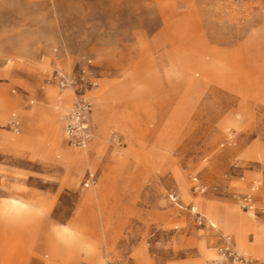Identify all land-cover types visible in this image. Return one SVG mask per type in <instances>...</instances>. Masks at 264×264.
<instances>
[{"label":"rangeland","instance_id":"obj_1","mask_svg":"<svg viewBox=\"0 0 264 264\" xmlns=\"http://www.w3.org/2000/svg\"><path fill=\"white\" fill-rule=\"evenodd\" d=\"M77 88L92 165L65 142ZM253 185L259 210L264 0H0V264H225L222 234L264 262Z\"/></svg>","mask_w":264,"mask_h":264},{"label":"built area","instance_id":"obj_2","mask_svg":"<svg viewBox=\"0 0 264 264\" xmlns=\"http://www.w3.org/2000/svg\"><path fill=\"white\" fill-rule=\"evenodd\" d=\"M59 84L61 87H74L76 80L74 76L62 73L59 77ZM96 81L92 80L89 85H95ZM79 91L76 94V99L70 110L64 115L63 123L65 132L71 146L75 148H85L90 143L93 137L92 126L90 122V114L92 111L93 103L89 97L85 96L84 92ZM233 133H229L228 142L233 140ZM97 182V174L89 171L85 180V187H90ZM198 189L202 192L206 188L202 185L198 186ZM259 189V185H253L250 191L239 195L238 201L243 209L248 211H257V196L256 192ZM192 211L197 214L201 222L206 221L205 217L200 214L199 211ZM258 213L264 219V208L259 209ZM212 227H216L213 223H210ZM219 251L223 257L225 264H264V262H257L252 258L245 256L241 253L235 244L234 239L229 234L221 235V244Z\"/></svg>","mask_w":264,"mask_h":264},{"label":"bare ground","instance_id":"obj_3","mask_svg":"<svg viewBox=\"0 0 264 264\" xmlns=\"http://www.w3.org/2000/svg\"><path fill=\"white\" fill-rule=\"evenodd\" d=\"M97 97V96H96ZM99 121H100V123L101 122H105V117H104V115L103 114H100L99 115ZM99 123V122H98ZM99 130H103V129H99ZM231 133V132H230ZM62 138V137H61ZM58 140H59V138H58ZM62 140V139H61ZM103 147V146H102ZM100 148H101V144H100V142L99 141H95V143L92 145V147L90 148V150H88L87 148H84L83 149V151H80V152H75V156L76 157H80L81 159H85V164H88V165H92L91 164V162H90V151L92 150V149H97L98 151L100 150ZM97 151V152H98ZM100 153V152H99ZM65 160H66V158H65ZM70 162V161H69ZM100 162V161H99ZM68 167V166H67ZM185 184H186V182H185ZM186 186V185H185ZM100 196V195H99ZM99 196L97 195V198H99ZM173 199H176L174 196L172 197ZM198 204L193 208L195 211H198ZM233 208V207H232ZM208 218L209 219H211L212 221H213V218H212V216L211 215H209L208 216ZM211 221V222H212ZM230 222V221H229ZM228 222V223H229ZM212 223H214V225H216V223L213 221ZM251 225H252V227L254 228V229H256V226H255V222L254 221H252L251 222ZM236 233V232H235ZM238 234V233H237ZM83 235V234H82ZM85 238H87V237H85ZM93 241V240H92ZM87 242H88V240H87ZM95 244V243H94ZM88 246V245H87ZM90 246V245H89ZM82 248V247H81ZM91 248V247H90ZM56 252V251H55ZM217 255H218V253H217Z\"/></svg>","mask_w":264,"mask_h":264},{"label":"crops","instance_id":"obj_4","mask_svg":"<svg viewBox=\"0 0 264 264\" xmlns=\"http://www.w3.org/2000/svg\"><path fill=\"white\" fill-rule=\"evenodd\" d=\"M43 95L46 97L44 91H43ZM46 99H47V97H46ZM93 110H94V109H93V107H92V111H93ZM92 111H91V113H92ZM90 116H91V114H90ZM64 130H65V128H64ZM65 134H66V132H65ZM92 138H93V137H92ZM65 142H66V145H67V146H69V147H71V148H75V147L71 146V144L69 143L68 138H67V135H65ZM4 147L7 148V149H8V148H9V149L16 148V146L9 145L8 143H7L6 145H4Z\"/></svg>","mask_w":264,"mask_h":264}]
</instances>
